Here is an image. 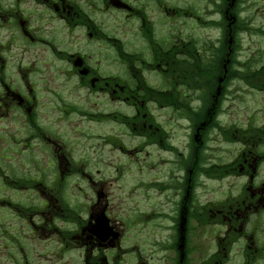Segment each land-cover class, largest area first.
Instances as JSON below:
<instances>
[{
	"label": "flooded vegetation",
	"instance_id": "af4514ba",
	"mask_svg": "<svg viewBox=\"0 0 264 264\" xmlns=\"http://www.w3.org/2000/svg\"><path fill=\"white\" fill-rule=\"evenodd\" d=\"M254 1L0 0V264H264Z\"/></svg>",
	"mask_w": 264,
	"mask_h": 264
},
{
	"label": "rangeland",
	"instance_id": "374dc122",
	"mask_svg": "<svg viewBox=\"0 0 264 264\" xmlns=\"http://www.w3.org/2000/svg\"><path fill=\"white\" fill-rule=\"evenodd\" d=\"M243 2H245L247 5L246 7L243 8H251V6L249 5V0H242ZM258 1V2H256ZM262 3L264 5V0H255L254 3L252 4L253 6V10L252 12H242L241 16H249L251 17V26L257 28L258 30L261 29L262 32H264V12H261L262 9H264V7L262 6ZM215 18L214 15L211 16V19ZM249 22V21H248ZM250 26V22L248 23H244V27L243 30H247V32H249L250 35L249 39L253 40V42H250L249 44H246V48H248V51H258L260 47L264 48V43H259L260 41L264 42V39H260L261 36V31H257V29L253 28ZM211 31H213V29H211ZM256 40H258L259 42H256ZM96 131L98 133H106V134H113V138L115 139L114 143H108L106 145V149L110 150L112 149L113 152L109 153L107 151V154L110 156H112L111 160L113 162V164H119L121 163L122 160H124L123 154L121 153L120 149L118 148V146H121L122 143H125L124 140V136L122 135L123 131H120V127H118L115 122H105V123H101L99 125L96 126ZM98 143H100L101 141H97ZM131 145L136 144L137 145V140L135 139H131L130 140ZM132 159L135 158V156L131 157ZM136 179L134 178V174H130L128 179L125 180H121L120 182L122 183L120 185V188H117L118 183H114L113 184V189L116 192H119L120 194V198H116L115 202H113V206L114 209L117 211V213L119 214V218H121V216L125 213H122L123 210L125 211L126 207H127V202L129 200L126 199V197L123 196V193L126 192L127 188L133 186L135 184ZM138 197L137 193H133L130 197V205L131 207H134L133 202L134 200H136ZM135 241L137 242V240L135 239Z\"/></svg>",
	"mask_w": 264,
	"mask_h": 264
}]
</instances>
